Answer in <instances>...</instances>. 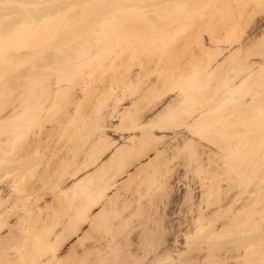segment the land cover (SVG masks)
Returning a JSON list of instances; mask_svg holds the SVG:
<instances>
[{"label":"bare ground","instance_id":"1","mask_svg":"<svg viewBox=\"0 0 264 264\" xmlns=\"http://www.w3.org/2000/svg\"><path fill=\"white\" fill-rule=\"evenodd\" d=\"M87 1L0 0V49L17 63L0 88V264H261L263 188L247 199L243 181L264 83L243 90L264 71L247 53L264 17L235 23L226 46L212 22H85ZM158 185L159 202L137 196ZM145 207L163 220L132 225Z\"/></svg>","mask_w":264,"mask_h":264},{"label":"rangeland","instance_id":"2","mask_svg":"<svg viewBox=\"0 0 264 264\" xmlns=\"http://www.w3.org/2000/svg\"><path fill=\"white\" fill-rule=\"evenodd\" d=\"M134 5H136L138 9H134ZM261 5L262 0H88L86 2V7L89 14L85 22H105L106 18L110 17L111 14H114L116 17L119 16L120 18L118 17V19H121L122 17L124 18L123 15L127 16V14L129 16H135V19L132 17L129 18L135 22L138 21H136L138 18L137 14L144 16V20L146 18H148L146 20L150 19L151 22H212L218 25L220 29H224V31L222 30L220 32H228V34L226 33L227 36L224 40V44L229 46L234 42L231 35L235 23L238 24L237 22H239L241 24V26H239L241 31H250L254 26V21L264 17V7ZM140 15L139 17H141ZM68 17L69 14L67 16H61L56 22H66ZM141 19L140 21H142ZM215 29L213 28V31ZM217 30H215L216 32L213 34L219 33L221 35ZM184 41L185 40H183V43L181 42L183 45L181 46L182 48L180 47V42L173 41L174 44H180L178 47H174L176 49L180 48V51L182 50V57H185L190 52V49L192 51V48L196 47L195 39H188L186 43H184ZM247 53L250 56V59L258 60L264 58V26ZM16 73V58L10 57L5 51L0 49V88L6 85H15ZM260 83H264V71L248 78L243 91L248 92L251 88L253 89V86L259 84V86H257L258 88L261 86ZM216 87L218 91H222L223 89L228 88V84L224 81H220L217 82ZM261 87V91L264 90V88ZM248 93L249 94L246 98L251 100V92ZM262 94L263 95L260 94V96L257 95L259 97L255 99L253 98L254 100L252 99L253 104H251V107L254 105L253 107L255 110L256 108H259V111L260 109H264V91ZM256 111L255 113H257ZM262 120L263 118L254 119L253 117V119H251L250 117L247 126L249 128L253 127L254 124H257ZM183 159L184 157L182 155L178 158L179 161H183ZM256 184H260L263 188L261 189L259 205L262 210V224L264 226V134L254 135V133H250L247 137L246 143L243 181L244 196L247 199L251 197ZM137 196L142 197L144 204L150 205L159 202L162 197L166 196L165 187L161 185L146 187L140 191ZM147 212L148 210L146 207L144 211L135 212V215L132 216V225L139 227L149 218L151 219V222L157 223L156 221H161V218L163 220V216L165 215V212H162L160 208L158 211L150 214ZM118 214L126 215L127 213L123 209H119L115 215ZM142 239L146 251H148L156 242L155 238L150 239V234L148 233H146Z\"/></svg>","mask_w":264,"mask_h":264},{"label":"snow or ice","instance_id":"3","mask_svg":"<svg viewBox=\"0 0 264 264\" xmlns=\"http://www.w3.org/2000/svg\"><path fill=\"white\" fill-rule=\"evenodd\" d=\"M262 7H264V0H262ZM50 264H83L82 261L73 258V254L71 252L68 253L67 256L63 257L60 260L50 262ZM108 264H124V262H108ZM127 264H133V262L129 261ZM135 264H143L142 261L135 262ZM159 264H166V262L161 261ZM261 264H264V261H261Z\"/></svg>","mask_w":264,"mask_h":264}]
</instances>
